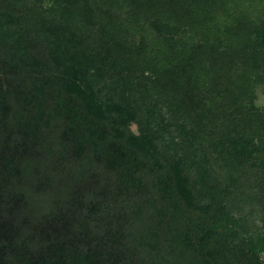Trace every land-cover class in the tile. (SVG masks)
<instances>
[{
  "label": "trees",
  "instance_id": "1",
  "mask_svg": "<svg viewBox=\"0 0 264 264\" xmlns=\"http://www.w3.org/2000/svg\"><path fill=\"white\" fill-rule=\"evenodd\" d=\"M264 0H0V264H264Z\"/></svg>",
  "mask_w": 264,
  "mask_h": 264
},
{
  "label": "rangeland",
  "instance_id": "2",
  "mask_svg": "<svg viewBox=\"0 0 264 264\" xmlns=\"http://www.w3.org/2000/svg\"><path fill=\"white\" fill-rule=\"evenodd\" d=\"M257 103L260 106H264V98H263V96L261 94V90L260 89L257 90Z\"/></svg>",
  "mask_w": 264,
  "mask_h": 264
}]
</instances>
